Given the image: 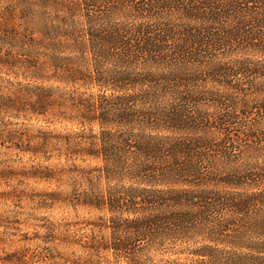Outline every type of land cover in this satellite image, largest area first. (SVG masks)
Masks as SVG:
<instances>
[{"label": "trees", "instance_id": "1", "mask_svg": "<svg viewBox=\"0 0 264 264\" xmlns=\"http://www.w3.org/2000/svg\"><path fill=\"white\" fill-rule=\"evenodd\" d=\"M0 145L75 211L43 264H264V0H0Z\"/></svg>", "mask_w": 264, "mask_h": 264}, {"label": "rangeland", "instance_id": "2", "mask_svg": "<svg viewBox=\"0 0 264 264\" xmlns=\"http://www.w3.org/2000/svg\"><path fill=\"white\" fill-rule=\"evenodd\" d=\"M32 122L36 121L32 120ZM37 124L45 125L44 122ZM50 127L61 126L54 124ZM8 152L11 153V159L4 154ZM37 162L38 160L30 157L29 154L15 155L0 145V212L6 211L10 220L14 221L8 223V229L0 227V231L7 230V233L15 234V236L6 235L13 240L12 243L0 242V258L4 251L10 252L17 249L24 255L28 264H43L57 260L56 257L62 251H67L65 238L59 236L51 238L43 235H46V226L50 222L57 224L68 221L67 218L71 220L75 211L59 202L51 203L49 199H46L47 197L42 196L56 186L53 180L38 177L39 171L31 167V164ZM78 213L83 214V210H79ZM35 232L41 237H34ZM21 233L34 238L23 240ZM0 264L11 263L0 260Z\"/></svg>", "mask_w": 264, "mask_h": 264}]
</instances>
